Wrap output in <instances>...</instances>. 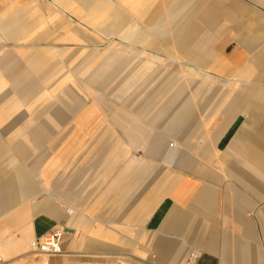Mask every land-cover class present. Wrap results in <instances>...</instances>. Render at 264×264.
I'll return each instance as SVG.
<instances>
[{
    "label": "crops",
    "instance_id": "crops-1",
    "mask_svg": "<svg viewBox=\"0 0 264 264\" xmlns=\"http://www.w3.org/2000/svg\"><path fill=\"white\" fill-rule=\"evenodd\" d=\"M120 48L201 95L167 138L96 84ZM60 229L63 255L33 252ZM0 255L264 264V0H0Z\"/></svg>",
    "mask_w": 264,
    "mask_h": 264
},
{
    "label": "rangeland",
    "instance_id": "rangeland-1",
    "mask_svg": "<svg viewBox=\"0 0 264 264\" xmlns=\"http://www.w3.org/2000/svg\"><path fill=\"white\" fill-rule=\"evenodd\" d=\"M121 49L122 48L118 49L121 53H118L120 56H116L117 58H115V60L111 63L108 62L105 66L106 73L110 76L105 79L103 77H97L96 84H104L106 80L105 84H109L113 87H121L123 91H127V93L122 94V100H127L129 102L155 103V116L159 113L161 124L159 136L161 138H167L168 136L164 131L166 124L168 125L170 123L168 119H172L176 114H181L183 112L184 100L198 102L201 95L195 93H156L155 86L168 85L172 80L168 79L166 76L155 78V61H133L131 59L138 55L139 52L134 49ZM197 80L198 79L195 77L175 78L176 84H186L188 86L197 84ZM119 97V93L111 94L112 100H119ZM173 99L176 100V103L171 108H166V103ZM177 121L178 120L173 123H177ZM178 129H180V133H182V126H179ZM180 136L182 137V134ZM33 252L41 257H49L40 255L35 251ZM145 259V261H142L130 255L120 257H96L83 258L80 260L76 259V261L70 260L63 264H153L151 260Z\"/></svg>",
    "mask_w": 264,
    "mask_h": 264
},
{
    "label": "built area",
    "instance_id": "built-area-1",
    "mask_svg": "<svg viewBox=\"0 0 264 264\" xmlns=\"http://www.w3.org/2000/svg\"><path fill=\"white\" fill-rule=\"evenodd\" d=\"M65 234V230L60 229L37 238L32 245L33 251L49 257L63 255V241ZM192 257L195 259L197 256L193 255ZM0 264H7L1 255Z\"/></svg>",
    "mask_w": 264,
    "mask_h": 264
}]
</instances>
